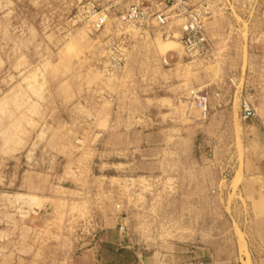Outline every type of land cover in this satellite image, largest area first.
<instances>
[{"label":"rangeland","instance_id":"obj_1","mask_svg":"<svg viewBox=\"0 0 264 264\" xmlns=\"http://www.w3.org/2000/svg\"><path fill=\"white\" fill-rule=\"evenodd\" d=\"M88 2L109 12L105 29L80 21L78 9ZM129 5L0 0V264H71L105 236L120 243L107 260L122 264H191L205 253L235 257L246 250L250 204L238 194L234 169L250 127L264 131V0H219L231 10L206 23L203 50H212L196 57L182 47L178 20L167 27L176 34L168 39L166 28L117 31ZM112 34H126V57L118 72L108 73ZM192 67L221 77L212 93L198 85L182 90L177 108L154 102L174 82V69ZM195 90L211 97L206 116L194 106ZM220 97L227 103L219 106ZM164 110L180 112L183 125L194 123L192 146L181 153L157 150L164 139L157 114ZM112 111L131 130L95 138V124L107 129ZM116 145L124 151L112 150ZM159 155L183 165H169L166 184L155 170ZM194 169L196 213L184 185ZM173 176L184 185L178 195ZM109 229L122 231L115 236ZM206 241L213 246L205 248ZM165 254L176 257L163 263Z\"/></svg>","mask_w":264,"mask_h":264},{"label":"crops","instance_id":"obj_2","mask_svg":"<svg viewBox=\"0 0 264 264\" xmlns=\"http://www.w3.org/2000/svg\"><path fill=\"white\" fill-rule=\"evenodd\" d=\"M264 44V39H261ZM168 59V58H167ZM197 67H192V69L187 73H183L182 70L174 69L173 78L174 82L172 84H165L163 90H165V94L154 102L171 104L173 108H177L181 103V92L186 88H195L198 85L210 87V92H213L214 86L219 84L221 77L219 75H215V73H210L206 71L205 74H202L198 70ZM182 72V73H181ZM231 75V74H230ZM178 79V82L175 80ZM198 90V89H197ZM196 91V90H195ZM211 103V97H209ZM220 104H226L227 101L225 99L219 98ZM116 102V101H115ZM235 99L233 100V103ZM195 106V103H194ZM164 109H169L170 107H163ZM161 116L163 119V123L160 124L159 128L161 129L164 139L163 142L158 143V151L162 152H173V153H181L184 146H192L194 136H195V127L194 123L182 124V120L185 119L181 115L180 112H160L157 114ZM124 116V115H123ZM120 114L118 112L112 111L110 113L109 125L107 129H103L95 124V128L93 129L94 137L101 138L108 133L112 134H123L126 135L131 129L127 125L119 126L117 121L120 119ZM148 116L142 118V121L149 120ZM99 124V123H98ZM141 126L143 130V125ZM249 134L247 135L246 141H241V146L243 150L242 157L239 156L240 148L238 149L237 160L235 163L234 169V179L238 178L237 181V191L238 194L249 202V216L251 217L252 225L250 228V233L248 236L249 242L247 243L246 250L243 251L242 255H235V257H230L228 253H223L221 255L213 254V253H205V256H196L194 257L193 262L191 264H198L199 261L203 260V264H264V131L260 128L253 126L249 129ZM194 132V133H193ZM245 138V137H244ZM115 147V146H114ZM112 150L115 151H124V147H119L116 145ZM118 162L114 164L111 162V168L115 166L116 170L118 168ZM123 164V163H122ZM172 168H182V163L180 160L174 161L173 163L167 162L165 158H161L159 155V159L155 165V170L159 171L162 175L159 179H162L164 174H166V169H169V165H172ZM125 170H128L129 164H123ZM188 166V165H186ZM194 165H189V168H193ZM213 165L208 166L207 171L213 170ZM130 170V169H129ZM154 171L149 172L153 174ZM117 173V171H116ZM148 173V172H147ZM178 174L180 175L181 172ZM190 176L193 177L189 180V182H185L184 185H188L189 190L188 196L189 199L194 202V205H191V209L193 213L198 211L197 209V189L196 187L199 185V171L191 170ZM117 177V176H116ZM218 178L217 175L213 176V179ZM114 179V176H111V180ZM117 179V178H116ZM166 179L163 177V182L166 184ZM157 180V179H156ZM173 185L178 195V190H182L183 182L182 179L176 176H173ZM218 194V192H216ZM202 199V198H201ZM196 203V205H195ZM122 231L121 229L114 230L109 229L108 233H113V235L117 236ZM233 231L236 232V229L233 228ZM105 234V235H106ZM105 236L102 241L95 242L90 246L84 248L80 252H78L72 259L71 264H122L121 262H117L116 260L109 261L107 260V252H111L114 255H117L118 247L120 243L119 239L110 240L106 239ZM109 242V243H106ZM213 241H206L205 248H211L213 246ZM240 244V242H239ZM245 244V243H244ZM177 247V246H175ZM197 248H203V246L197 245ZM241 247V245H240ZM245 247V246H244ZM195 252V251H193ZM196 253V252H195ZM176 256L165 254L161 257L163 263H166L167 260H174ZM175 264V263H173Z\"/></svg>","mask_w":264,"mask_h":264},{"label":"built area","instance_id":"obj_3","mask_svg":"<svg viewBox=\"0 0 264 264\" xmlns=\"http://www.w3.org/2000/svg\"><path fill=\"white\" fill-rule=\"evenodd\" d=\"M219 0H201L193 3V0H130L127 10L118 18L117 31L125 28L137 29L141 34L151 29H165L163 35L166 39L175 37V32L167 28L171 21H180V42L183 49L191 57L206 55L205 52L212 50L207 46L206 23L220 16H226L231 10L229 6H218ZM80 21L95 31H101L110 22L109 12L100 10L93 2L85 3L78 9ZM139 33V34H140ZM129 34V33H127ZM123 36V40L120 38ZM117 37L112 34L106 41L108 73L118 72L126 57L125 42L126 34ZM168 64V59H163ZM194 103L206 116L210 100L209 94L194 91ZM245 117L250 114V109H244ZM203 264V262H201Z\"/></svg>","mask_w":264,"mask_h":264}]
</instances>
